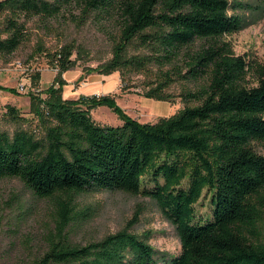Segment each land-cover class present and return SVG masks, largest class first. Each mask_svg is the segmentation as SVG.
<instances>
[{
	"label": "trees",
	"instance_id": "1",
	"mask_svg": "<svg viewBox=\"0 0 264 264\" xmlns=\"http://www.w3.org/2000/svg\"><path fill=\"white\" fill-rule=\"evenodd\" d=\"M230 7L229 0H0V54L24 40L21 16L55 19L68 8L76 25L92 16L112 43L99 73L140 74L143 95L164 101L174 82L183 83L179 95L194 102L149 123L108 95L64 98L60 74L73 66L74 46L48 52L58 72L44 97L28 92L38 129L0 131V178H19L57 208L45 250L22 264H264V154L254 148L264 144V64L235 55L222 40L243 23ZM39 78L31 75L32 87ZM99 105L122 123L95 121L90 109ZM7 115L22 120L13 106ZM204 188L212 211L200 222L195 204ZM100 189L154 200L174 226L180 252L158 251L127 228L84 245L70 242L64 230L75 218L73 196Z\"/></svg>",
	"mask_w": 264,
	"mask_h": 264
},
{
	"label": "rangeland",
	"instance_id": "2",
	"mask_svg": "<svg viewBox=\"0 0 264 264\" xmlns=\"http://www.w3.org/2000/svg\"><path fill=\"white\" fill-rule=\"evenodd\" d=\"M229 1L228 13L239 16L243 23L238 31L223 35L222 40L229 43L235 55L264 64V0ZM67 9L55 19L20 17L25 25L24 40L11 54H0V131L12 134L17 127L38 129L30 112L28 92L45 96V88L58 72V68L50 64L47 53L63 44L74 46L71 56L74 64L60 74L64 81V98L108 95L127 115L149 123L172 115L185 104L193 105L194 102H184L179 95L183 83L174 82L167 89L173 94L172 98L164 101L143 95L145 89L140 74L122 79L119 71L99 73L97 69L112 57V43L104 27L96 24L92 16L76 25L68 18ZM38 47L42 48L41 52ZM129 52H133L132 48ZM34 72L40 74L37 88L31 86ZM255 84L249 77L248 86ZM8 106L16 108L22 120L10 119ZM90 114L100 124L122 123L106 105L91 108ZM254 148L264 154V144L254 142ZM206 190L203 189V196L195 204L196 220L200 222L211 218L212 207ZM56 212L53 199L36 196L19 178H0V255L5 257L1 263L22 264L40 255L45 250L46 235L56 229ZM72 212L75 218L64 230L72 243L84 245L127 228L158 251L170 256L180 252L174 226L163 217L154 200L141 194L105 189L80 192L73 196ZM261 232L264 238V221Z\"/></svg>",
	"mask_w": 264,
	"mask_h": 264
}]
</instances>
